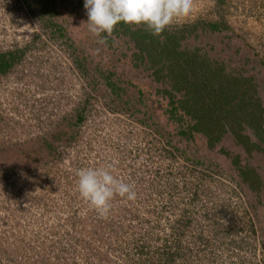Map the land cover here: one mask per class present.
<instances>
[{"label": "rangeland", "instance_id": "1", "mask_svg": "<svg viewBox=\"0 0 264 264\" xmlns=\"http://www.w3.org/2000/svg\"><path fill=\"white\" fill-rule=\"evenodd\" d=\"M217 1L192 0L166 28L183 31L180 51L246 68L263 84L264 0ZM54 22L65 37L34 0H0V54L23 52L0 77V264H264V143L252 135L247 152L227 133L211 150L198 134L182 140L175 125L139 123L103 79L135 82L153 117L163 114V86L135 61L133 31L147 27L95 36L84 0L62 3ZM215 23L221 31L206 29ZM45 141L53 154L44 147L33 160ZM236 158L259 176L258 191L241 182ZM108 165L136 198L116 196L102 218L80 197L76 174Z\"/></svg>", "mask_w": 264, "mask_h": 264}, {"label": "trees", "instance_id": "2", "mask_svg": "<svg viewBox=\"0 0 264 264\" xmlns=\"http://www.w3.org/2000/svg\"><path fill=\"white\" fill-rule=\"evenodd\" d=\"M34 1L40 5L41 11L55 26L59 35L65 37V29L56 24L54 19L57 16L58 6L69 0ZM217 2L223 4L225 0ZM27 6L32 10L30 3L27 2ZM127 25L121 22L116 26L127 30ZM202 25L204 24L198 23L193 30ZM205 26L210 32L222 30L219 23L205 24ZM224 29L228 28L224 26ZM182 32L165 28L161 35L154 36L147 28L133 31L134 39L138 43L135 61L141 63L146 60L144 64L151 72L150 76L158 85L163 86V89L158 86L156 91V94L161 95L166 102L163 114L153 117L155 113H150V109L148 110L150 98L135 82L121 80L120 76L117 78L118 82L110 80V77L104 78L103 80H107V89L111 90L117 99L125 98L120 105L123 104L126 107L124 112H132L139 123H146L151 128L158 127V123L164 127L175 125L178 131L176 135L182 140H191L195 134H198L206 139L211 150L217 147L227 133H231L238 143L243 144L247 152H251L257 147V143L255 144L252 140V135L258 142L264 143V104L261 97L264 83L261 84L259 81L256 82L254 77H249L250 71L246 68H240V71L235 73L227 70L224 63L212 66L200 61L197 52L180 51L179 34ZM77 55L83 57V60L86 58L82 52ZM22 58L21 51L0 54V77L7 76L9 69L21 62ZM83 60L80 65L88 73L89 69ZM91 76L98 77L96 73H91ZM113 109L119 111L116 107ZM75 117L78 124L84 121V113L79 109ZM156 120L159 122L156 123ZM249 131L252 132L251 135L248 134ZM62 134L65 133L62 132ZM60 135L57 133L55 136ZM40 145L38 150L32 152L35 161L38 160V153L44 147L47 149V152L43 151L45 155L53 154L54 148L51 141H45ZM232 163L241 170V182L249 183L251 190L258 191L259 176L252 170L241 169L237 158L233 159Z\"/></svg>", "mask_w": 264, "mask_h": 264}, {"label": "clouds", "instance_id": "3", "mask_svg": "<svg viewBox=\"0 0 264 264\" xmlns=\"http://www.w3.org/2000/svg\"><path fill=\"white\" fill-rule=\"evenodd\" d=\"M88 30L95 36L111 34L116 25H145L151 34L159 36L174 18L187 16L192 0H84ZM112 165L82 168L77 172L80 197L88 202L100 217H106L116 196L134 200L131 184L112 173Z\"/></svg>", "mask_w": 264, "mask_h": 264}]
</instances>
